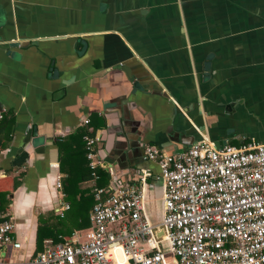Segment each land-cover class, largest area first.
<instances>
[{
	"label": "crops",
	"instance_id": "crops-1",
	"mask_svg": "<svg viewBox=\"0 0 264 264\" xmlns=\"http://www.w3.org/2000/svg\"><path fill=\"white\" fill-rule=\"evenodd\" d=\"M84 130L101 137L108 183L141 187L159 223L146 144H264V0H0V218L21 243L0 251L6 264H25L57 215L72 235L91 227L78 214L100 179H86Z\"/></svg>",
	"mask_w": 264,
	"mask_h": 264
},
{
	"label": "built area",
	"instance_id": "built-area-1",
	"mask_svg": "<svg viewBox=\"0 0 264 264\" xmlns=\"http://www.w3.org/2000/svg\"><path fill=\"white\" fill-rule=\"evenodd\" d=\"M83 138L91 178L98 180L101 137L88 130ZM144 154L159 165L164 184L159 223L146 216L137 184L95 186L91 227L62 241L44 239L25 264H120L115 248L126 257L122 264H169L167 256L176 264H264V144L205 141L174 152L146 144ZM62 180L56 186L64 199ZM69 209L62 201L58 213ZM14 230L11 218H0V251L21 247ZM0 264H6L1 257Z\"/></svg>",
	"mask_w": 264,
	"mask_h": 264
},
{
	"label": "trees",
	"instance_id": "trees-1",
	"mask_svg": "<svg viewBox=\"0 0 264 264\" xmlns=\"http://www.w3.org/2000/svg\"><path fill=\"white\" fill-rule=\"evenodd\" d=\"M88 130H84L83 133H86ZM82 133V135H83ZM92 135L95 134L94 132H90ZM85 157H86V150L84 151ZM85 168H86V179H89V177H91V170L89 168L88 165V160H86L85 163ZM98 173L100 175V185L99 186H103L106 187L107 189H111L110 184L108 183V180H106L107 174L106 172L102 169H98ZM70 177L72 178V174L69 173V177L65 178V180L63 181V191L66 193V200L70 199L68 192H66L68 190L67 186L68 184L70 185V183L72 182V180L70 179ZM80 179H78V183H80V181L82 180L83 177H79ZM67 180V181H66ZM92 207L95 203V199H94V193H92ZM71 207V206H70ZM78 217L81 218L82 220L86 217L89 218L90 221V215L89 213L84 214V213H80L78 214ZM58 218V225H54L52 226L51 224H48L45 222V224H47L46 226H39L38 228V242H37V250L35 252H38L39 250L42 249L43 247V241L45 239V237H49L51 236V238H53L55 241H62L64 238L69 237L72 235L73 233V229L68 230L67 232L65 231V229L63 228L62 224H63V220L61 217H59L57 215Z\"/></svg>",
	"mask_w": 264,
	"mask_h": 264
},
{
	"label": "bare ground",
	"instance_id": "bare-ground-1",
	"mask_svg": "<svg viewBox=\"0 0 264 264\" xmlns=\"http://www.w3.org/2000/svg\"><path fill=\"white\" fill-rule=\"evenodd\" d=\"M121 249L120 248H115L114 249V255L116 257V260L122 264L126 262V257H124L122 254H120Z\"/></svg>",
	"mask_w": 264,
	"mask_h": 264
},
{
	"label": "rangeland",
	"instance_id": "rangeland-1",
	"mask_svg": "<svg viewBox=\"0 0 264 264\" xmlns=\"http://www.w3.org/2000/svg\"><path fill=\"white\" fill-rule=\"evenodd\" d=\"M171 259L172 258H168L169 264H173L174 263V260H172L173 262H171ZM174 264H176V263H174Z\"/></svg>",
	"mask_w": 264,
	"mask_h": 264
},
{
	"label": "water",
	"instance_id": "water-1",
	"mask_svg": "<svg viewBox=\"0 0 264 264\" xmlns=\"http://www.w3.org/2000/svg\"><path fill=\"white\" fill-rule=\"evenodd\" d=\"M225 143H226V142H224V144H225ZM159 234H161V232H159ZM6 247H7V245H5L1 250H5Z\"/></svg>",
	"mask_w": 264,
	"mask_h": 264
}]
</instances>
